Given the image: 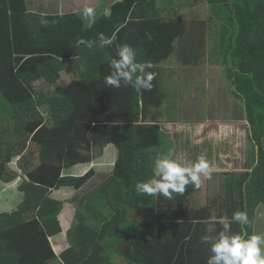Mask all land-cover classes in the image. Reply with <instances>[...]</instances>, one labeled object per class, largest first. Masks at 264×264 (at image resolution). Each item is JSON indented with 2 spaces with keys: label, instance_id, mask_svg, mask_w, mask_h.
Listing matches in <instances>:
<instances>
[{
  "label": "trees",
  "instance_id": "trees-1",
  "mask_svg": "<svg viewBox=\"0 0 264 264\" xmlns=\"http://www.w3.org/2000/svg\"><path fill=\"white\" fill-rule=\"evenodd\" d=\"M167 1L111 0L109 11L101 8L91 19L84 11L27 12L21 22L34 42L26 45L13 42L8 7L0 1V193L20 179L23 194L15 210L0 213V264H207L211 243L224 230L217 222L216 234L207 235L210 210L190 207L193 186L171 197L136 191L138 182L160 179L153 177L156 159L193 164L191 156L181 158L160 124L143 123L158 97L156 76L150 91L123 81L111 87L104 79L124 44L136 50L137 63H152L146 72L154 73L176 53L186 66L202 64L209 50L204 24L187 39L185 21L160 13L159 7L173 6ZM201 1L217 22L218 48L212 52L222 67L221 97L228 82L236 100L226 111L247 121V138L254 142L245 163L251 172L240 185L227 186L241 192L223 206L230 217L247 213L249 223L234 222L229 232L247 238L254 234L256 211L264 210V0ZM100 34L112 43L103 44ZM81 39L93 46L78 44ZM65 71L70 80L59 86ZM175 137L179 145L183 138ZM108 146L118 151L108 174L95 168L80 176L70 173L99 163ZM167 150L172 155L166 156ZM202 152L195 161L200 155L209 160L205 148ZM16 159L18 171L10 166ZM63 189L75 192L77 225L69 247L57 254L53 239L63 233L65 203L53 193ZM142 210L156 214L152 236L130 223ZM204 236L209 241L202 242Z\"/></svg>",
  "mask_w": 264,
  "mask_h": 264
},
{
  "label": "crops",
  "instance_id": "crops-1",
  "mask_svg": "<svg viewBox=\"0 0 264 264\" xmlns=\"http://www.w3.org/2000/svg\"><path fill=\"white\" fill-rule=\"evenodd\" d=\"M1 1V0H0ZM6 1V7H8V11L10 14V26H11V34L13 38L14 43H18L23 45L24 43H32L34 40L32 39H25L24 37L29 34L28 29L26 26L21 22L22 16L29 12L33 14H40V15H49L53 14L55 11H58L59 14H66L68 12L76 11V12H82L84 11L85 8H92L95 12L100 11L102 7L101 0H5ZM111 6L110 1L105 5L107 7V11H109V7ZM206 21H201V24H204V27L206 28ZM203 26V25H202ZM198 27V26H197ZM31 35V34H30ZM28 41V42H27ZM204 55V54H203ZM208 53L205 54L203 57V62L199 66H186L183 62L179 63L177 60L174 61V59H170L168 62L164 63L163 65L157 67L155 70L154 74L156 76L155 78V84L156 89H157V94L158 97L155 99L156 101H153V103L150 104V116H147V118L144 120L143 123L145 124H160L163 131L167 134L171 135L172 141H174V148L178 149V151L181 152L183 151V147L187 149L186 154L190 155L192 158L190 161L193 163L195 162V159L193 156L198 155L203 153L202 151H206L207 156L209 157L208 161L210 162V166L215 167V170H221V172L225 173V176L227 177V183L222 182V187L225 189L224 193V204L233 202L235 200L236 196H239L241 189L238 188V186L233 187L232 189L233 192L227 187L229 184H234L235 185H240V183L244 180L247 179L248 174L251 172L248 169H241L238 168V170H233L232 166L228 162L229 160L231 161H237L241 159V122H245L247 125V121L245 120H237L234 119V115L229 114L227 111H224L223 106L222 108L218 107L222 103L218 102L217 106L218 107L216 110L213 108V110H208V116L207 115H196V116H190L189 118L184 117L182 115L181 111V96L179 97L178 101L174 99L173 97L169 98L167 95L174 93L177 91L178 93L181 92V86H182V81H181V68L186 67V72L188 78H185L187 83L191 84L194 82L196 85H203L204 81H201L200 79L203 76H196L194 73L200 72L198 69L199 67L204 69V63L206 61ZM175 58V57H174ZM204 58L205 61H204ZM184 58L180 60L183 61ZM215 60V66L214 67V72H216L215 77L221 76V71L222 67L218 62V57ZM175 64V65H173ZM206 64H209V60L206 61ZM175 66V67H174ZM176 66L178 68H176ZM180 66V67H179ZM164 68H167L166 71H164ZM170 68H175L173 70V74L177 72L178 79L176 80L174 77L171 78L169 81L166 80L165 76L161 75H166L167 73L172 72ZM218 68V69H217ZM164 72V73H163ZM185 72V71H183ZM203 72H206L204 70ZM64 75H71L69 72H62L61 78ZM219 75V76H218ZM220 78V77H219ZM61 80V79H60ZM163 82V84H162ZM219 90L221 91V82L219 79ZM221 95V93H220ZM221 97V96H220ZM171 99V100H170ZM167 100V101H166ZM172 102V104L169 103ZM168 102V103H167ZM179 102V103H177ZM186 106L188 105L187 103L185 104ZM187 107H192L191 105H188ZM177 108V110H176ZM168 109V111H164ZM173 111V112H172ZM215 112V113H213ZM172 113V114H171ZM212 113V114H211ZM177 114V115H176ZM200 116V117H199ZM197 117V118H195ZM199 117V118H198ZM197 119V120H196ZM198 119L200 121H198ZM202 122V123H201ZM199 123L201 125L199 126ZM203 123H209L207 126V135H206V142L203 143L198 136L202 134H198L199 130H202V126L204 125ZM202 133V132H199ZM210 133V134H209ZM215 133V134H212ZM198 134V135H197ZM176 135H179L180 138H183L185 140V143H177L176 140ZM203 144L205 145L203 147ZM168 147L170 148V141L167 143ZM180 147V148H179ZM113 146H108L104 150V154L99 160V163H93V164H88V165H82V166H77L75 173H78L81 171L83 172V175L87 173L89 170L92 168L96 169V172L98 174V168L100 167H110L114 163L116 159V151H114ZM172 148V147H171ZM172 148V150L176 151V149ZM165 152L166 156L172 155L173 151ZM196 158V157H195ZM229 163V164H228ZM246 163V162H245ZM244 163V164H245ZM242 170V172H241ZM106 172V171H105ZM104 174V173H103ZM229 176H232V178H228ZM6 185V184H5ZM194 188L193 192L190 194L188 198V202L192 205L195 203L194 198L199 197L200 193H203V185H200L199 188L195 187V185L191 184ZM213 188V186L209 187L207 189L204 187L206 197L210 195V191ZM221 189V190H223ZM237 189V190H235ZM237 191V192H236ZM3 191L0 193L2 195ZM210 200H207L205 206L209 208L210 210V216L207 221H204L207 227V235L210 234H216V223L219 218L221 217H228L229 219L231 218L228 216L224 209L222 207L220 208L217 214V217L213 219L214 216L213 209L209 204ZM223 204V206H224ZM204 206V207H205ZM258 212L263 211L262 208H259L257 210ZM256 211L257 215V221L258 219L261 218V215ZM217 213V212H216ZM264 224V221H262ZM257 226V224L255 225ZM214 228L211 230V228ZM210 228V229H209ZM263 228V227H262ZM238 234V233H237ZM254 234L257 235H264V231H258L255 228Z\"/></svg>",
  "mask_w": 264,
  "mask_h": 264
},
{
  "label": "rangeland",
  "instance_id": "rangeland-1",
  "mask_svg": "<svg viewBox=\"0 0 264 264\" xmlns=\"http://www.w3.org/2000/svg\"><path fill=\"white\" fill-rule=\"evenodd\" d=\"M109 1L111 0H101V3L106 5ZM166 2V1H165ZM167 2L172 3L171 5H173L172 7H159L160 13L163 15V17H165V19H181L183 21L186 22L187 26H188V37L187 39L191 38V36H195L196 33L198 34V30H195L196 33L194 32V29H197L198 27H201L202 24L200 25L201 21H206L205 25H206V29L204 30V33L206 34V39H208V45H206L207 50L208 51V55H207V59L204 58V61L206 59L209 60V64H206V61L204 63V69L199 67L198 69L195 70H199L200 72H195L194 75L195 77L198 76H203L200 79H202L201 81H204L203 85H196L194 82H192L191 84L187 83L186 80H184L185 78H188L187 76V72H186V67H180L181 68V76L178 75V73L176 72L175 75L173 74V70H175V68H170L172 69L170 73H167L166 75H161L162 77L165 76L166 80L169 79V81L171 80V78H175L176 80L178 79V76L181 77V81H182V86H181V92L178 93L177 91H175L174 93L167 95V97L171 98L173 97L174 99H176V101H178L179 97L181 96V111H182V115L184 117H190V116H196V115H207L208 116V110H213V108L216 110L218 107L222 108L224 111L228 110V112H230V110H232L231 107H233L232 104H234V102L236 101L233 97H231V93H232V88L231 86H229L228 82L227 83H223V89H225V96L223 95L222 97H220V86H219V79L221 78V76L215 77L216 72H214V67L216 68L217 66H215V60H217L215 57L216 55L214 54L213 48L216 47L217 45V41H218V29H217V22L215 21H211V13H210V9L209 6L202 2L201 0H199L198 2H194L193 0H169ZM194 2V3H193ZM103 10L106 9V7H101ZM101 10V9H100ZM95 14V11H94ZM25 39H33L32 36L30 34H27L25 37ZM210 41V42H209ZM28 42V41H27ZM28 43H24L23 45H26ZM218 48V47H216ZM212 55H211V54ZM174 57H172L171 59H174V61H178L179 63H182L183 61L180 60V55L179 53L175 54ZM175 65V64H173ZM175 67V66H174ZM176 68H178L176 66ZM167 68H164V71H166ZM218 69V68H217ZM204 70H206V72H203ZM185 71V72H183ZM164 73V72H163ZM71 75H64L61 80L58 81V85L59 86H64L67 85L68 81L70 80ZM173 78V79H174ZM163 84V82H162ZM43 83L42 82H38L37 86H42ZM221 88H222V84H221ZM171 100V99H170ZM167 101V100H166ZM218 102L222 103L221 105L217 106ZM168 103V102H167ZM170 104H172V102L169 101ZM179 103V102H177ZM191 105L192 107H187L185 104ZM177 110V108H176ZM218 110V109H217ZM164 111H168V109L164 110ZM173 112V111H172ZM215 113V112H213ZM172 114V113H171ZM212 114V113H211ZM177 115V114H176ZM199 116V117H200ZM198 117V118H199ZM197 118V117H195ZM197 120V119H196ZM198 121H200L198 119ZM202 123V122H201ZM201 123H199V126L201 125ZM204 125L202 126V130L198 131V134H202L200 136H198V138H200V140L204 142H206V135H207V126L209 123H203ZM202 132V133H199ZM197 134V135H198ZM210 134V133H209ZM215 134V133H212ZM247 137H250V132L248 131V126L245 122H241V159L237 160V161H231L229 160L228 162L230 163V165L232 166L233 170H238V168L241 167V169L245 168L246 164H244L247 160V155L249 153V148L250 145L253 146V143L250 144V141L248 140ZM181 143H185V140L183 139V141ZM205 144V143H204ZM203 144V145H204ZM255 149H257L256 145H254ZM114 151H116V157H118V151L117 148L113 147L112 148ZM187 149H185V147H183V151L181 152V158L184 160H188L189 156L188 154H186ZM18 160H14V162L10 165L12 167L13 170L18 171ZM228 163V164H229ZM112 166L110 167H100L98 168L99 173L101 174H108L110 171H112ZM106 171V172H105ZM108 172V173H107ZM242 172V170H241ZM71 174L74 175H83V172L81 173H75L74 171L70 172ZM228 178H232V176H229ZM227 177L225 176L224 172H221V170H216L213 171L211 173L210 176H204L203 174H201V184L203 185L205 188L207 186V189H209V187L213 186V188L210 191V195L208 196V198L206 197L205 194V190L203 187V193H200L199 197H195L194 201L195 203H193L192 205H190L191 208H201L204 207L207 200L209 201V204H211L210 206L212 207L214 213V216L212 220H214L217 217L218 214V210L220 208L218 207H222L223 208V204L225 201V197L223 196L225 193V189L221 188L222 187V182L227 183ZM21 180L17 179L16 181H14L11 184H6L4 185L3 188V193L2 195H0V213L3 212H11L13 210H15L18 205L22 202L23 200V194L21 192H19L18 187L20 185ZM223 189V190H221ZM53 197H55L56 199H59L61 201H63L65 203V206L63 208V212L61 213V220H62V225H63V233L61 235H59L58 237H56L55 239H53V246H54V250L56 251L57 254H60L63 250H65L66 248L69 247V238L71 237V233L74 232L76 225H77V220L75 217V210H76V203L74 204L73 199L75 200V192L72 190H61L59 192H54L53 193ZM225 205V204H224ZM217 212V213H216ZM258 212V211H257ZM259 215H261V218L256 219V224L257 226H255V228L258 231H264V224L262 223V221H264V212L260 211L258 212ZM156 220V214L154 212H147V211H139L137 213L134 214L133 219L130 221V223H139L140 226V230H139V234H147L148 236L154 233V228L152 227V225L154 224ZM216 220V219H215ZM255 224V225H256ZM132 225H129V227H131ZM263 227V228H262ZM212 231V227H210ZM209 228V229H210ZM117 257V256H115Z\"/></svg>",
  "mask_w": 264,
  "mask_h": 264
},
{
  "label": "clouds",
  "instance_id": "clouds-1",
  "mask_svg": "<svg viewBox=\"0 0 264 264\" xmlns=\"http://www.w3.org/2000/svg\"><path fill=\"white\" fill-rule=\"evenodd\" d=\"M85 18L91 19L94 16L92 8H85L83 13ZM45 25L47 21H42ZM100 41L111 44L112 39L100 34ZM93 41L81 39L78 44L93 46ZM117 55L119 59H112L110 62V74L107 75L105 83L108 86L119 88L121 83L125 86L131 85L134 88H142L150 91L153 87L152 80L155 74L146 72L145 68H152L151 62L145 64L136 62V50L130 45L118 46ZM139 73V75L137 74ZM215 167L210 166V162L205 155H200L190 166H183L179 160L170 158H159L155 160L153 177L147 181L138 182L136 191L141 194L157 195L162 194L171 197L173 192L183 193L189 184L199 188L201 184V174L210 176ZM223 228L219 238L211 243V255L207 264H264V235L252 234L245 238L241 234H229L232 223L245 225L249 223L246 212L237 211L233 213L231 220L228 217H221L217 221ZM202 242L209 241L208 236L201 238Z\"/></svg>",
  "mask_w": 264,
  "mask_h": 264
}]
</instances>
